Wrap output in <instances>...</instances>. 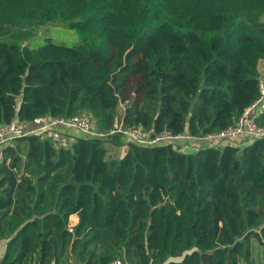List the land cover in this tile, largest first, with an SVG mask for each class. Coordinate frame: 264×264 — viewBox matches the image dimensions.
<instances>
[{"label": "trees", "instance_id": "obj_1", "mask_svg": "<svg viewBox=\"0 0 264 264\" xmlns=\"http://www.w3.org/2000/svg\"><path fill=\"white\" fill-rule=\"evenodd\" d=\"M47 22L74 23L77 39L0 40V123L84 110L97 131L203 135L257 95L264 0H0V32ZM76 134L1 149L0 264H251L250 239L264 246V137L193 152L125 142L106 159L121 133Z\"/></svg>", "mask_w": 264, "mask_h": 264}, {"label": "built area", "instance_id": "obj_2", "mask_svg": "<svg viewBox=\"0 0 264 264\" xmlns=\"http://www.w3.org/2000/svg\"><path fill=\"white\" fill-rule=\"evenodd\" d=\"M257 77L256 97L241 111L236 121L221 130L206 133L203 135H189L181 132L170 134L166 131L159 132L152 137H146L138 128L120 127L109 129L106 132L97 131L92 124L89 115L80 110L76 114L68 117L38 116L29 122H22L13 116L7 122L0 123V151L3 147L11 145L12 141L27 135H38L47 137L56 145L62 144V136L58 128L73 129L76 132L103 138L116 132L125 136L126 142H134L142 145H153L156 143H171L178 147L176 142L194 141L199 145L207 147H222L224 145L242 146L245 142L253 138L264 137V125L255 122L256 116L264 111V58L259 67ZM7 162V161H6ZM71 230V229H69ZM109 264H123L119 259H114Z\"/></svg>", "mask_w": 264, "mask_h": 264}, {"label": "rangeland", "instance_id": "obj_3", "mask_svg": "<svg viewBox=\"0 0 264 264\" xmlns=\"http://www.w3.org/2000/svg\"><path fill=\"white\" fill-rule=\"evenodd\" d=\"M74 23H70V22H66L65 25H62L59 22H47L43 25L40 26H25L22 28H8V30H5L4 32H0V40L5 38L7 41H13L16 42L17 44H19L20 47H22L23 45H31L39 40H41L42 38L45 37H49L51 39H59V40H63V39H69V40H76L77 36L75 34L74 31ZM57 27L62 28V30H64L66 33L65 37H60V35L57 33L56 29ZM17 37H26L25 39H19ZM124 109V105H120L118 106V110L119 112H122V110ZM18 146V154L22 156V150H23V146L22 145H17ZM114 158V157H119L117 155L112 154V151L108 148H105V158L109 159V158ZM23 159V158H21ZM18 168L15 169L16 174H23V168L21 166H17ZM25 178H29L28 175V171H25ZM30 181L32 182V178H29ZM78 221V217L77 215L74 213L73 215H70L68 217V224L67 227L69 229H71L70 231L72 232V236H76V234L78 236H83L84 234H86L89 230H87L89 228V226H87L84 230L79 231V232H75V229L73 228L74 225L77 223ZM98 226V222H95V224L93 225ZM5 242L7 240V238L3 239ZM5 246V244H4ZM249 259L251 261V264H264V246L263 245H259L254 239H250V256ZM239 264H244L243 262H241L240 260ZM67 264H76L74 259H71V262H67Z\"/></svg>", "mask_w": 264, "mask_h": 264}, {"label": "crops", "instance_id": "obj_4", "mask_svg": "<svg viewBox=\"0 0 264 264\" xmlns=\"http://www.w3.org/2000/svg\"><path fill=\"white\" fill-rule=\"evenodd\" d=\"M58 129L62 136V145L68 144L69 142L73 140V138H76L77 136L81 135V134H76V132L71 129H64V128H58ZM119 140H120V143H117V144L106 143L107 149L109 148L112 151V154L117 155V156H121L127 148L126 143H125L126 142L125 136L121 135ZM176 145L183 152H193L194 150L200 147H203L202 144L199 145L196 142L191 141V140H188V141L179 140L176 142ZM4 244H5V241L3 239L0 240V258L4 251Z\"/></svg>", "mask_w": 264, "mask_h": 264}]
</instances>
